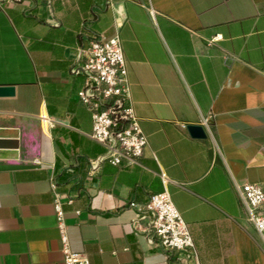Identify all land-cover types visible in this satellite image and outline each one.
<instances>
[{
	"label": "crops",
	"instance_id": "0c3cea01",
	"mask_svg": "<svg viewBox=\"0 0 264 264\" xmlns=\"http://www.w3.org/2000/svg\"><path fill=\"white\" fill-rule=\"evenodd\" d=\"M0 6V85L16 87L0 96V264H65L58 202L68 245L89 264H264V236L238 192L264 186V0ZM98 36L124 48L148 140L133 166L101 160L107 147L78 95L81 48ZM165 190L189 251L165 250L150 230L145 206Z\"/></svg>",
	"mask_w": 264,
	"mask_h": 264
},
{
	"label": "built area",
	"instance_id": "2783aa9c",
	"mask_svg": "<svg viewBox=\"0 0 264 264\" xmlns=\"http://www.w3.org/2000/svg\"><path fill=\"white\" fill-rule=\"evenodd\" d=\"M81 56L84 59L81 72L85 81L78 95L92 114L91 137L107 147L101 160L119 167L139 164L148 140L129 103L128 68L121 38L93 37L82 46ZM187 126L183 124L184 128ZM162 176L165 178L164 173ZM238 192L250 220L264 236V186L246 182L239 186ZM145 208L150 213V230L160 246L165 250L180 252L193 248L189 226L167 190L152 194ZM56 209L62 231L65 264H89L85 254L69 247L59 202Z\"/></svg>",
	"mask_w": 264,
	"mask_h": 264
},
{
	"label": "water",
	"instance_id": "95a60500",
	"mask_svg": "<svg viewBox=\"0 0 264 264\" xmlns=\"http://www.w3.org/2000/svg\"><path fill=\"white\" fill-rule=\"evenodd\" d=\"M231 59L227 58V62H230ZM16 92V87L13 84H1L0 85V96H11ZM188 131L191 136L195 138H206L207 132L205 127L202 124H189L187 126Z\"/></svg>",
	"mask_w": 264,
	"mask_h": 264
}]
</instances>
